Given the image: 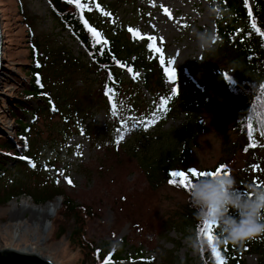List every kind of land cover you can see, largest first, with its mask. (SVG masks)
Listing matches in <instances>:
<instances>
[{
    "label": "rangeland",
    "instance_id": "374dc122",
    "mask_svg": "<svg viewBox=\"0 0 264 264\" xmlns=\"http://www.w3.org/2000/svg\"><path fill=\"white\" fill-rule=\"evenodd\" d=\"M116 1L100 0L101 6L110 10L116 23L122 26V35L143 47L165 73L166 66L175 69L174 82L168 77L166 86L175 88L176 92L189 93L191 90L186 81L189 77L199 91L201 105L196 110L199 128L193 133V139H189L187 150H181L179 167L205 169L225 161L233 172L243 168L250 155L239 148L242 142L231 130L226 110L219 105L223 103L213 95L209 81L211 70L224 68L231 73V67L210 54L203 60L207 51L197 47L192 32L193 28L204 27H214L216 31L218 21L214 23L208 15L209 0ZM247 5L251 9L253 2L247 0ZM48 10L45 0H0L3 68L0 76V144L20 148L19 140L14 136L16 128L11 110L16 114L14 107L24 87L23 73L31 63L30 51L44 52L50 37L59 31L53 29ZM66 35L65 32L61 36ZM149 37L156 39L151 41ZM65 43L75 57L82 54L74 41L66 38ZM150 43L161 51L150 50ZM161 56L164 63H161ZM168 61H171L170 65ZM141 76L140 72L133 75L138 84ZM74 78L76 98L86 103L83 92L88 89L89 82L81 86L78 76ZM146 97L149 99L148 95ZM90 122L98 129L111 123L100 112L86 123ZM189 122L184 114L170 118L162 130H153L150 139L137 136L133 145L140 142L150 146L156 136L166 144L167 137L183 131ZM84 129L83 124L73 128L60 117H42L32 132L36 171L6 172L0 184V197L19 182H23L28 190L52 184L62 191L78 207L83 243L82 239L80 243L70 238L75 222L62 206V197L52 201L57 200L59 206L46 221L47 228L41 230L43 211L48 203L36 205L24 195L0 205V250L30 248L52 264H105L96 255L98 248L109 245L116 250L122 244L123 259L115 264H138L142 258L154 257L157 259L155 264H169L165 259L170 257L197 264L199 251L190 247L186 237L180 238L168 227V222L176 220L185 206L187 195L167 182L150 185L137 161L121 146L130 141V132L123 125L115 130L106 127L93 140ZM67 130L74 133L64 140L63 134ZM111 135L114 142L109 141ZM140 152L145 150L139 149ZM13 214L17 218H12ZM244 264H259L257 256H246Z\"/></svg>",
    "mask_w": 264,
    "mask_h": 264
},
{
    "label": "trees",
    "instance_id": "16d2710c",
    "mask_svg": "<svg viewBox=\"0 0 264 264\" xmlns=\"http://www.w3.org/2000/svg\"><path fill=\"white\" fill-rule=\"evenodd\" d=\"M45 1L49 7L48 15L53 29L59 31L50 37V43H46L44 52L38 51V54L35 49L34 52L30 51L31 63L23 73L24 87L20 92V100L14 107L16 114L11 110L16 128L14 136L19 140L20 148L8 143L0 144V184L6 172L22 173L28 169L30 172L36 171L32 132L42 117L54 116L62 118L65 124H71L73 128L83 124L86 127L84 132L92 140L106 127H113L115 130L123 125L130 132V141L121 146L137 161L150 185L169 183V179H172L169 173L172 171L185 172L192 182L199 179L188 173V169L196 168H180L178 164L181 150H187V143L199 128L196 110L201 105L198 97L200 94L191 84L190 78L186 77V81L191 91L176 92L173 95L172 89L166 86L168 75L157 60L150 57L135 41L122 35V26L116 23L110 10L101 6L100 0H80L85 6L82 9L68 0ZM251 1L253 6L250 9L245 0H223V7L228 9V13L216 26L220 40L213 51H207L203 56L204 60L210 54L231 67V73L224 68L211 70L210 86L215 98L223 103L219 105L226 110L231 130L242 142L239 148L249 154L250 159L237 172H233L225 161L211 168L196 169L210 172L224 166L223 170L234 177L237 188L241 191H249L252 185L264 186V0ZM89 28L99 33V36L94 39ZM65 32L66 37H62ZM66 38L77 43L82 54L75 57L68 43H65ZM139 72L142 74L140 84L133 77ZM224 73L231 76L232 84L224 80ZM76 76L80 79L81 86L89 82L88 89L83 92L86 103L76 98ZM161 101L164 102L163 106ZM99 112L111 122L102 129L95 127L92 122L86 123ZM183 114L190 121L188 127L173 134L171 138L167 137L166 144L160 141V136H156L151 140L150 146L140 142H137V146L133 145L137 136L148 137V140L155 128L162 130L170 118ZM73 133L74 131L67 130L63 139L66 140ZM109 141L114 142L112 135ZM139 149H144L145 152L139 153ZM22 183L15 184L2 194L0 205L24 195L30 197L36 205L50 203L55 198L62 197V206L75 222L70 238L80 243L82 239L83 243L82 222L77 216L78 207L62 191L52 184L28 190ZM170 186L187 195V190L183 187ZM194 211L187 200L176 220L168 222L169 229L180 238H187L197 232L201 223L195 218ZM121 245L116 250L104 245L98 248L96 255L102 262L107 258L110 263L115 264L123 259ZM216 249L224 264H244V258L248 255H256L258 263L264 264V235L239 245L229 244ZM156 260L155 257L142 258L138 264H155ZM165 260L169 264L189 262H180L172 257ZM197 264H217L210 247L199 251Z\"/></svg>",
    "mask_w": 264,
    "mask_h": 264
},
{
    "label": "clouds",
    "instance_id": "9594fccd",
    "mask_svg": "<svg viewBox=\"0 0 264 264\" xmlns=\"http://www.w3.org/2000/svg\"><path fill=\"white\" fill-rule=\"evenodd\" d=\"M227 13L223 0H209L208 15L214 23L224 20ZM192 32L203 51H213L220 40L214 27L193 28ZM187 197L197 221L215 225L211 241L215 248L239 245L264 235V186L252 185L249 191H241L228 173L194 180ZM187 242L194 251L209 247V241L198 232L189 235Z\"/></svg>",
    "mask_w": 264,
    "mask_h": 264
},
{
    "label": "snow or ice",
    "instance_id": "6c2138e0",
    "mask_svg": "<svg viewBox=\"0 0 264 264\" xmlns=\"http://www.w3.org/2000/svg\"><path fill=\"white\" fill-rule=\"evenodd\" d=\"M68 2H74L76 7L78 9H82L83 7H85L84 5H82L80 3V0H68ZM245 4L247 5V0H245ZM165 13L169 15V19H171V15L168 13L167 9H164ZM253 28H255V24L252 25ZM89 32L92 33L94 39L97 38L99 36V33L94 32L91 28L88 29ZM129 31H132L131 29ZM149 39L151 41H155V37H149ZM149 48L152 51H155L157 53H159L161 50L159 48H154L153 44H149ZM161 63H164L163 57L161 56ZM168 65L171 64V61L167 62ZM165 71L169 77L170 80H172L174 82V78H175V69L172 67H165ZM224 80L226 82H228L229 84H232L233 81L231 80V76L228 73H224L223 74ZM172 94L175 95L176 94V89L173 88L172 89ZM164 102L161 101V106H163ZM254 147V145H251ZM20 159H26L25 157H20ZM31 163V162H29ZM33 167L35 165H32ZM224 166H220L217 169H215L214 171H197L196 169H188V173H190L191 177L193 178H202V177H207V176H217V175H222V174H228L227 171H224ZM170 177L172 179H169V184L174 185V186H180L183 187L185 190H188L191 187L192 181L189 179L188 175H186L185 172L183 171H172L169 173ZM69 183H71V181H69ZM257 187H259V185H257ZM214 230H215V225L212 224L211 222L205 221L204 223H202L201 225H199L196 229V231L202 235L204 238H206L209 241V247L211 248L212 251V255L216 258L217 260V264H224L223 259L220 256V253L217 251V249L212 246L211 241H212V236L214 234ZM105 264H109V261L107 258H105Z\"/></svg>",
    "mask_w": 264,
    "mask_h": 264
},
{
    "label": "water",
    "instance_id": "95a60500",
    "mask_svg": "<svg viewBox=\"0 0 264 264\" xmlns=\"http://www.w3.org/2000/svg\"><path fill=\"white\" fill-rule=\"evenodd\" d=\"M2 40L0 34V76L2 72ZM0 264H52L36 254L23 253L11 249L0 250Z\"/></svg>",
    "mask_w": 264,
    "mask_h": 264
},
{
    "label": "bare ground",
    "instance_id": "6f19581e",
    "mask_svg": "<svg viewBox=\"0 0 264 264\" xmlns=\"http://www.w3.org/2000/svg\"><path fill=\"white\" fill-rule=\"evenodd\" d=\"M25 203V202H24ZM25 205V204H24ZM59 206V202L56 200L55 202H50L48 203L45 208H44V211H43V215H44V220L42 221V223L40 224V228L41 230H44L45 228H47V225L45 224L46 221L52 217L56 211V209L58 208ZM35 214L33 215V218H35ZM12 218H17L15 214L12 215ZM11 249V248H10ZM11 250H14V251H17L15 249H11ZM19 252H23V253H31V254H36V255H39L37 253H34L30 248L28 249H25V250H21Z\"/></svg>",
    "mask_w": 264,
    "mask_h": 264
}]
</instances>
